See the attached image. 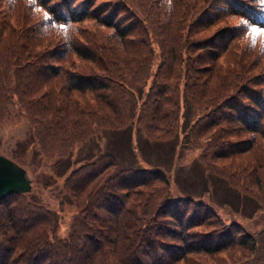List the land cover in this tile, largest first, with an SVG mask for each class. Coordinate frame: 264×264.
<instances>
[{"label":"trees","instance_id":"16d2710c","mask_svg":"<svg viewBox=\"0 0 264 264\" xmlns=\"http://www.w3.org/2000/svg\"><path fill=\"white\" fill-rule=\"evenodd\" d=\"M263 5L0 0V121L25 119L46 157L100 129L136 125L156 141L182 132L200 153L220 149L219 178L253 201L249 217L264 213V31H252L264 29ZM105 154L113 159L92 176L76 168L63 180L77 209L65 236L28 194L0 200V264H264V228L232 220L217 236L200 232L209 204L173 195L157 165L105 176L117 164ZM104 177L107 192L93 196ZM101 205V215L91 211Z\"/></svg>","mask_w":264,"mask_h":264},{"label":"rangeland","instance_id":"374dc122","mask_svg":"<svg viewBox=\"0 0 264 264\" xmlns=\"http://www.w3.org/2000/svg\"><path fill=\"white\" fill-rule=\"evenodd\" d=\"M152 12L155 15L160 13L156 8ZM215 29L216 27H213L209 33ZM207 32L208 30L197 33L199 34L197 36H207ZM147 89V86L143 87V91L146 92ZM181 120L180 117L179 122ZM183 137L180 132L178 141L171 137L168 140L156 141L146 136L143 128H137L136 125L131 127V134L120 129H100L97 134L87 135L84 140L71 145L66 156L57 157L58 155L54 154L55 156L46 157L37 145L29 141L25 119L13 124L12 121L4 119L0 121V154L13 159L26 169L32 184L28 198L35 203L46 205L53 211V222L57 223V232L62 236L68 234L73 214L77 210L64 188V178L76 168L79 169L75 176L78 173L81 176L83 173L92 176L94 171L103 165L102 163L113 159L105 153L113 155L117 163L115 167L107 170L109 174L105 176H130L129 173L121 174L119 170L157 165L169 176L173 195L177 197L192 195L209 204L212 210L203 227L197 228L200 232L217 231L214 234L217 236L227 228L228 230L234 228L231 226L232 220L240 222L246 230L258 231L264 228V213L257 210L249 217L254 207L253 201L217 175L221 169L217 165H221L223 161L228 162L226 157L219 155L221 150L211 145L203 149L205 157L200 158L202 152L200 153L194 141L188 142ZM232 159L234 161V156ZM52 162L55 163L50 165ZM225 171L235 174L234 168L230 166H227ZM60 172L63 173L59 174ZM145 176H151V172H146ZM105 181L104 177L98 185L96 182L93 184L90 190L93 196L98 191L105 195L107 192ZM103 208L104 205H101L92 208L91 211L101 215L104 212ZM202 210L201 207L200 212ZM200 234L197 233L195 241L201 239ZM220 258L227 261L223 253Z\"/></svg>","mask_w":264,"mask_h":264},{"label":"water","instance_id":"95a60500","mask_svg":"<svg viewBox=\"0 0 264 264\" xmlns=\"http://www.w3.org/2000/svg\"><path fill=\"white\" fill-rule=\"evenodd\" d=\"M31 189L25 170L12 160L0 155V200L10 193H24Z\"/></svg>","mask_w":264,"mask_h":264},{"label":"snow or ice","instance_id":"6c2138e0","mask_svg":"<svg viewBox=\"0 0 264 264\" xmlns=\"http://www.w3.org/2000/svg\"><path fill=\"white\" fill-rule=\"evenodd\" d=\"M262 3H264V0H262ZM61 27H63V25H61ZM252 31L254 33H256V32H260V31H264V29L257 28L255 25H253Z\"/></svg>","mask_w":264,"mask_h":264}]
</instances>
